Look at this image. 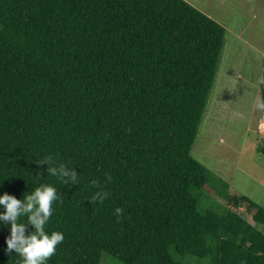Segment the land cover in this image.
I'll list each match as a JSON object with an SVG mask.
<instances>
[{"label":"trees","instance_id":"16d2710c","mask_svg":"<svg viewBox=\"0 0 264 264\" xmlns=\"http://www.w3.org/2000/svg\"><path fill=\"white\" fill-rule=\"evenodd\" d=\"M226 33L186 0H0V195L57 189L45 230L65 239L47 264H264V206L192 155ZM204 188L227 208L204 206ZM11 225L0 264H19Z\"/></svg>","mask_w":264,"mask_h":264},{"label":"rangeland","instance_id":"374dc122","mask_svg":"<svg viewBox=\"0 0 264 264\" xmlns=\"http://www.w3.org/2000/svg\"><path fill=\"white\" fill-rule=\"evenodd\" d=\"M226 30L224 49L192 155L229 184L232 195H246L264 206V112L252 108L261 97L264 61V0H186ZM202 204L228 205L209 188L200 191ZM214 199V201L211 199ZM227 208V206H226ZM238 212L253 222L243 205ZM101 264H123L104 253Z\"/></svg>","mask_w":264,"mask_h":264},{"label":"clouds","instance_id":"9594fccd","mask_svg":"<svg viewBox=\"0 0 264 264\" xmlns=\"http://www.w3.org/2000/svg\"><path fill=\"white\" fill-rule=\"evenodd\" d=\"M258 84L264 85V78L258 81ZM256 111L264 112V97H258L252 104ZM38 163H47L48 172L57 177L61 183H78L79 176L73 168L67 164L61 163L55 166V161L51 155L45 156ZM59 174V175H58ZM63 177H67L65 180ZM2 185V183H0ZM91 185L96 187L97 181L92 180ZM108 193L99 190L91 197V202L103 203L108 198ZM59 201L57 189L51 185L44 184L38 186L23 200L4 194L0 195V206L5 211L0 213V221H11V236L6 240V252L16 253L19 257V264H47V261L56 254L57 246L61 244L65 237L61 232L48 233L45 225L53 215V204ZM117 216L122 214V209H115ZM21 217L27 218V224H30L34 232L25 236V224L18 222Z\"/></svg>","mask_w":264,"mask_h":264}]
</instances>
